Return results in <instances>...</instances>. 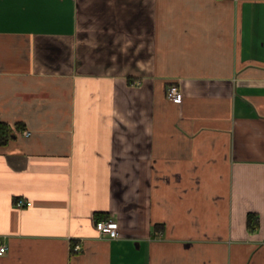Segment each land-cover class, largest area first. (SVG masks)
<instances>
[{"label": "crops", "instance_id": "crops-1", "mask_svg": "<svg viewBox=\"0 0 264 264\" xmlns=\"http://www.w3.org/2000/svg\"><path fill=\"white\" fill-rule=\"evenodd\" d=\"M0 121V264H264V0H0Z\"/></svg>", "mask_w": 264, "mask_h": 264}, {"label": "built area", "instance_id": "built-area-1", "mask_svg": "<svg viewBox=\"0 0 264 264\" xmlns=\"http://www.w3.org/2000/svg\"><path fill=\"white\" fill-rule=\"evenodd\" d=\"M166 97L168 100L173 102H181V93L178 90L176 85H170L166 89ZM26 136L28 134H25ZM14 206L17 209H23L30 206V202L26 201L25 199H17ZM95 230L99 234L101 238H108V239H116L118 235V224L112 218L101 220L94 223ZM82 250L80 244H75L71 251L74 253H79ZM7 252V246L5 244L0 243V257L3 256Z\"/></svg>", "mask_w": 264, "mask_h": 264}, {"label": "trees", "instance_id": "trees-1", "mask_svg": "<svg viewBox=\"0 0 264 264\" xmlns=\"http://www.w3.org/2000/svg\"><path fill=\"white\" fill-rule=\"evenodd\" d=\"M11 130L9 126L0 121V145H5L10 138ZM94 221L98 222L101 220L109 219L108 216L94 215ZM258 226V221L256 216L253 214H248L246 217V227L250 230L256 228ZM72 248V247H71Z\"/></svg>", "mask_w": 264, "mask_h": 264}]
</instances>
